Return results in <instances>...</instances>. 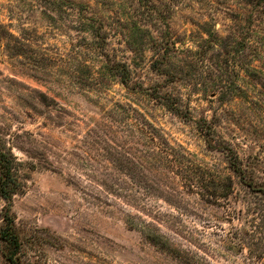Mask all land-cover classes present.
Instances as JSON below:
<instances>
[{
    "label": "rangeland",
    "instance_id": "374dc122",
    "mask_svg": "<svg viewBox=\"0 0 264 264\" xmlns=\"http://www.w3.org/2000/svg\"><path fill=\"white\" fill-rule=\"evenodd\" d=\"M77 10L113 28L104 48ZM157 16L189 120L147 107L103 67L106 55L131 58L126 20ZM149 56L135 58L132 82L164 84ZM116 102L140 106L210 175L192 184L169 172L173 189L159 196L139 188L134 143L104 126ZM218 144L238 154L245 182ZM0 147L20 182L0 195V264L13 251L15 264H264V12L242 0H178L173 11L167 0H0ZM9 223L17 247L2 235Z\"/></svg>",
    "mask_w": 264,
    "mask_h": 264
},
{
    "label": "trees",
    "instance_id": "16d2710c",
    "mask_svg": "<svg viewBox=\"0 0 264 264\" xmlns=\"http://www.w3.org/2000/svg\"><path fill=\"white\" fill-rule=\"evenodd\" d=\"M129 2L130 6L139 5V0H129ZM167 2L168 8L173 11L178 0H167ZM242 2L253 6L258 14L262 13V11L264 12V0H242ZM150 10H153L152 13L156 12L154 5H152ZM76 13L80 17V20L83 21L79 30L87 31L93 38L100 39V49L104 48L107 43L108 34L113 28L106 27V25L104 27H94L93 23L90 24L88 22L91 20L90 17L87 15L81 16L82 12L79 10ZM159 19L157 16L153 21L147 19L138 20L133 17L126 20L123 26H121L119 34L124 42L125 50L130 52L131 58L129 61L127 59L114 60L110 64L109 61L111 59L106 55L107 62L103 64V67L109 75L117 77L119 83L123 85L127 92L141 96L147 100V107L158 105L176 116L189 120L191 119L190 103L185 101L179 92V88L175 87L174 82L177 81L178 77L175 75L173 69L170 68L171 64H169L170 54L172 53L169 51V48L172 46L171 51H175L173 40L168 33V38L164 36L165 33L160 36L153 34L152 25L159 23ZM103 28L104 30L101 32ZM145 51L150 52V70L164 77V84L160 82L144 86L141 81L132 82V76L137 73L138 67L142 65L137 64L138 62L135 58L141 61L145 57ZM131 62L136 64H130ZM105 119L107 122L104 126H106L107 134L114 133L113 127H116L124 138L123 143L129 141L134 143V152L131 158L133 159L135 168L138 170L136 178L139 181L137 185L139 188L144 185V187H149L153 191H156L157 196H159L168 189H173L167 184L169 182L167 181L170 176L168 175L169 172H171L170 177L189 181L192 184L201 181L204 174L210 175L208 172H201L199 170V164L195 162L194 154L181 145H173L162 130L147 117L140 106H135L132 103L116 102L105 115ZM200 121H202V124L207 129L205 140H208V135L214 133L213 125L204 116L200 118ZM214 147L225 154L229 168L245 182L244 179L248 171L233 148L229 145L220 144ZM122 152L129 154L127 150H123ZM14 159V156L10 152L5 153L0 147V195L6 200L20 187V182L16 177V163ZM128 162H119V166L124 169L125 174L130 171ZM7 226H9L10 231L6 230L5 234L3 231L2 235L13 247H17L18 240L13 233L11 223ZM141 226L145 225L141 224ZM11 254L13 256L10 255L8 261L11 264H15V251Z\"/></svg>",
    "mask_w": 264,
    "mask_h": 264
}]
</instances>
